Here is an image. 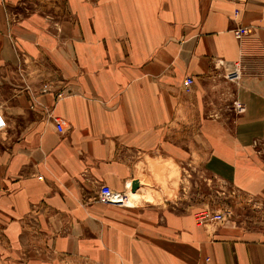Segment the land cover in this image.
<instances>
[{
	"label": "crops",
	"instance_id": "obj_1",
	"mask_svg": "<svg viewBox=\"0 0 264 264\" xmlns=\"http://www.w3.org/2000/svg\"><path fill=\"white\" fill-rule=\"evenodd\" d=\"M65 6L0 0V75L28 63L4 120L22 133L0 151V264H264V0ZM189 173L259 211L197 225ZM134 183L131 203L97 200Z\"/></svg>",
	"mask_w": 264,
	"mask_h": 264
},
{
	"label": "rangeland",
	"instance_id": "obj_2",
	"mask_svg": "<svg viewBox=\"0 0 264 264\" xmlns=\"http://www.w3.org/2000/svg\"><path fill=\"white\" fill-rule=\"evenodd\" d=\"M15 8L19 10L20 17H28L33 13H39L42 16H47L50 19L59 20L65 17V0H13ZM245 30V29H243ZM246 31V30H245ZM247 33V31H246ZM246 35V34H245ZM244 36V35H243ZM242 36V37H243ZM28 63L17 62L15 67H8L6 71H1L0 75V151L4 150L7 145L11 144L22 133V126L14 125L9 129V134L6 132L5 117L11 116V110L8 109L7 100L11 95L20 94L21 86L26 85L24 72L28 70ZM44 71H50L48 65L42 64ZM37 69V68H35ZM5 70V68H4ZM34 71V70H33ZM32 71V72H33ZM37 71V70H36ZM31 72V73H32ZM53 74L48 72L47 75ZM18 91V92H16ZM188 177V205L194 206L199 211H217L228 220L243 219L246 215L254 216L259 211L258 205L249 203L243 194L236 192L237 190L226 181H220L208 173H189ZM135 194L126 195V203H131ZM130 201V202H129ZM198 212V211H197ZM246 226L255 225L253 221L243 222Z\"/></svg>",
	"mask_w": 264,
	"mask_h": 264
},
{
	"label": "built area",
	"instance_id": "obj_3",
	"mask_svg": "<svg viewBox=\"0 0 264 264\" xmlns=\"http://www.w3.org/2000/svg\"><path fill=\"white\" fill-rule=\"evenodd\" d=\"M235 36L241 38L246 34V31L243 29H238L235 31ZM193 83L191 78H186L183 82L185 89L188 91ZM44 89L48 90L47 86L44 85ZM58 97H61L62 94L58 93ZM54 125L58 132L63 130L64 122L60 119H53ZM126 195L127 193L114 191L108 186H101L99 193L97 195V200L104 204L109 205H118L122 206L126 204ZM194 219L197 225H204L205 223L219 222L223 220V215L221 213H215L210 211H198L194 214Z\"/></svg>",
	"mask_w": 264,
	"mask_h": 264
},
{
	"label": "water",
	"instance_id": "obj_4",
	"mask_svg": "<svg viewBox=\"0 0 264 264\" xmlns=\"http://www.w3.org/2000/svg\"><path fill=\"white\" fill-rule=\"evenodd\" d=\"M137 188V183H134V187L132 188V192Z\"/></svg>",
	"mask_w": 264,
	"mask_h": 264
}]
</instances>
